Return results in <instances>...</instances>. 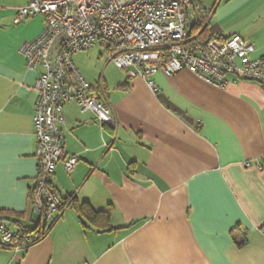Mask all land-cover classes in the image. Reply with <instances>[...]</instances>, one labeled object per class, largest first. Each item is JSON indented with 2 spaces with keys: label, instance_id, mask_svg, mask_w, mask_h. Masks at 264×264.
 Returning a JSON list of instances; mask_svg holds the SVG:
<instances>
[{
  "label": "crops",
  "instance_id": "crops-1",
  "mask_svg": "<svg viewBox=\"0 0 264 264\" xmlns=\"http://www.w3.org/2000/svg\"><path fill=\"white\" fill-rule=\"evenodd\" d=\"M29 1L0 0V215L12 227L36 217L39 72L26 69L20 47L44 24H13ZM200 4L206 38L238 35L254 45L253 59H264V0ZM123 76L111 88L103 76L99 82L115 132L91 111L64 107V150L79 163L71 173L59 164L52 178L62 200L108 211L111 229L84 226L67 207L38 244L19 252L0 245V264H264L261 86L238 81L220 89L188 71L158 72L154 94L142 78Z\"/></svg>",
  "mask_w": 264,
  "mask_h": 264
},
{
  "label": "built area",
  "instance_id": "built-area-1",
  "mask_svg": "<svg viewBox=\"0 0 264 264\" xmlns=\"http://www.w3.org/2000/svg\"><path fill=\"white\" fill-rule=\"evenodd\" d=\"M205 16L200 0H30L16 9L14 25L33 18L44 24L37 39L20 47L26 69L39 72L33 117L37 176L30 197L36 217L29 226L0 221L1 246L16 252L33 246L63 207L53 175L59 164L71 173L79 163L64 150V107L91 111L100 125L116 131L102 83L93 88L84 80L75 55L100 47L108 63L128 80H145L154 94L155 74L170 78L182 71L220 89L249 81L264 91V59L252 58L254 45L238 35L203 39Z\"/></svg>",
  "mask_w": 264,
  "mask_h": 264
},
{
  "label": "rangeland",
  "instance_id": "rangeland-1",
  "mask_svg": "<svg viewBox=\"0 0 264 264\" xmlns=\"http://www.w3.org/2000/svg\"><path fill=\"white\" fill-rule=\"evenodd\" d=\"M204 5L215 0H202ZM74 65L80 74L86 79L90 78L93 88L98 87L101 77L103 76L109 83L111 88L112 84H117L118 80L123 78V72L118 70L113 64L108 63V54L100 47H94L87 51L74 56Z\"/></svg>",
  "mask_w": 264,
  "mask_h": 264
},
{
  "label": "trees",
  "instance_id": "trees-1",
  "mask_svg": "<svg viewBox=\"0 0 264 264\" xmlns=\"http://www.w3.org/2000/svg\"><path fill=\"white\" fill-rule=\"evenodd\" d=\"M201 37H203V39L209 40L210 38H206L205 37V29L202 31ZM63 207L60 211V213H62V211L67 208V207H72L76 210V212L79 215L80 220L82 221L83 225L86 226L85 221L91 225L94 226L95 228H100L102 230H110L111 227H109V212L105 211V212H96L94 210H92L88 205L86 204H77L75 202V200H73V198H67V199H63ZM59 213V215H60ZM58 217L56 219H54V221L50 224L44 227L45 232L42 234V237L40 238V240L36 243H34V245L38 244L40 241L44 240L45 238H47L50 234V232L52 231L56 221H57ZM8 221L10 223H13L12 221L6 219V217H2L0 215V221ZM15 224V223H13Z\"/></svg>",
  "mask_w": 264,
  "mask_h": 264
}]
</instances>
